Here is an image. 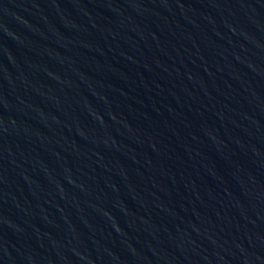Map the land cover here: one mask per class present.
Segmentation results:
<instances>
[{"label": "water", "instance_id": "95a60500", "mask_svg": "<svg viewBox=\"0 0 264 264\" xmlns=\"http://www.w3.org/2000/svg\"><path fill=\"white\" fill-rule=\"evenodd\" d=\"M0 264H264V0H0Z\"/></svg>", "mask_w": 264, "mask_h": 264}]
</instances>
